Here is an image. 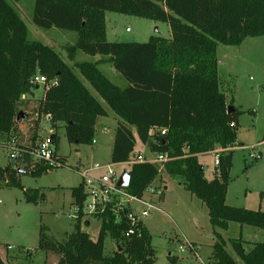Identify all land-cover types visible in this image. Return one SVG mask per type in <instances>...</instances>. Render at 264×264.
<instances>
[{
	"label": "trees",
	"instance_id": "1",
	"mask_svg": "<svg viewBox=\"0 0 264 264\" xmlns=\"http://www.w3.org/2000/svg\"><path fill=\"white\" fill-rule=\"evenodd\" d=\"M16 3L19 0H11ZM32 23L39 29L52 28L74 32L76 39L64 50L72 66L50 47L29 39V32L17 11L0 0V137H16V127L28 115L18 103L39 86L29 80L43 76L47 86L32 114L34 128L41 117L52 131L55 150L57 130L64 128L68 143L92 145L97 118L110 110L120 121L114 132L110 164L123 165L134 154L135 129L138 141L150 153L167 154L173 160L164 163L165 174L181 178V185L207 208L212 227L227 230L229 223L264 230V211L236 208L225 203L232 147L236 140L240 112L227 113L225 95L219 87L218 45L240 46L247 38L264 36V0H33ZM117 13L167 23L170 37H151L146 43L109 42L105 13ZM80 52L101 56L125 80L119 87L109 81L96 63L75 61ZM88 83L94 97L77 75ZM55 81V83H53ZM53 83V84H52ZM106 105V107L103 105ZM24 118L19 122V114ZM166 129L164 136L159 130ZM17 138V137H16ZM264 142V126L262 140ZM24 150L31 149L19 144ZM220 150L218 167L208 181L198 156ZM66 166V159L59 156ZM15 163V162H14ZM9 163L0 167V188L23 191L26 203L36 200L27 194L18 180V169ZM128 167L126 191L133 197L144 196L160 172L147 163ZM218 169V173H216ZM21 170V169H20ZM46 168L31 174L41 176ZM75 213L74 230L59 243L40 227L37 250L58 256L56 264H154L155 252L150 234L143 226L138 235L124 238L125 220L116 222L106 213L100 219L98 236L91 240L80 225L83 218L82 184L70 189ZM43 195L40 194L39 199ZM109 237L115 251L104 254ZM216 241L206 264H238L227 253L231 246L242 264H264V242L252 243L249 251L239 236L225 241L214 232ZM0 264H5L0 257Z\"/></svg>",
	"mask_w": 264,
	"mask_h": 264
},
{
	"label": "rangeland",
	"instance_id": "2",
	"mask_svg": "<svg viewBox=\"0 0 264 264\" xmlns=\"http://www.w3.org/2000/svg\"><path fill=\"white\" fill-rule=\"evenodd\" d=\"M6 1L17 11L26 25L29 39L52 48L66 64L70 65L64 47L74 42L76 34L56 28L50 30L37 28L31 20L33 0H19L16 3L11 0ZM105 22L109 42L146 43L151 37L158 36L164 39L170 37L167 23L111 12L105 13ZM222 48L226 47L219 45V50ZM232 50L238 52L234 58L236 67L233 75L235 76L230 79L224 76L225 72L221 70L220 77L229 84L230 88L237 91L235 97L238 101L245 106H254L256 103L257 113L251 123L250 115L248 111H245L244 121L247 124L237 130L239 142L237 141L235 149L232 150L228 202L232 207L264 211V199L261 202V195L258 192V189L264 191V149L260 147L264 126V36L247 38L239 49L232 48ZM77 54L78 59L92 58L80 52ZM73 72L79 76L76 69H73ZM123 81L125 82L124 79ZM233 83L235 88L234 85L232 86ZM42 94V86L32 90L30 95L21 98L18 103L19 109L27 114L30 112L29 105L32 103L36 105ZM35 118H37L36 115L29 113L28 119ZM40 121L45 131H41V134H45L49 127L44 117H41ZM117 121L120 120L117 118ZM21 126L27 128L28 124L22 122ZM113 126V121H104V123L100 121L96 124L94 141L97 144L92 145L70 144L66 140L64 128L58 129L56 132L59 140L58 154L66 159L67 164L62 168L51 169L38 177L32 176L33 171L30 168L39 163L28 158L22 162H11L5 150L10 135L0 137V167L11 163L15 165L14 167L20 168L18 180L27 194L36 200L34 204L26 203L23 191L20 189L0 188V256L8 264H51L53 258H57L58 261L57 255L37 250L39 229L44 228L46 236L59 243L73 232L75 216L70 189L81 182L76 168L79 166L88 168L97 163L107 166L105 164L110 163L112 146L106 144L113 139ZM103 128L108 129L109 133H102ZM130 129L136 140L134 152L140 151L145 156H149L148 149L138 141L135 129L133 127ZM256 155H259L260 159L251 157ZM197 159L204 169V178L210 181L215 169L214 154L210 152L198 156ZM124 170L127 171L128 167L121 165L113 167L116 175H120ZM105 172L106 170L90 172L89 176L96 177L104 175ZM181 181V178L169 176L162 171L154 182L157 190L154 200L158 211H152L144 220L151 237V247L155 252L154 264H206L216 241L215 231L225 241L235 239L238 235L237 227L240 225L237 223H229L230 227L226 231L212 227L209 223L207 208L183 188ZM40 194L43 195L42 199H39ZM87 220L89 225L81 223L80 229L92 240H96L100 219L91 216ZM244 227L246 231L243 232L242 239L248 242L243 243V249L247 252L251 248V243L264 242V230L250 226ZM183 238L197 247L195 256L179 251L178 247ZM225 249L233 260L242 264L229 244ZM114 251V242L106 237L104 254L110 256Z\"/></svg>",
	"mask_w": 264,
	"mask_h": 264
},
{
	"label": "built area",
	"instance_id": "3",
	"mask_svg": "<svg viewBox=\"0 0 264 264\" xmlns=\"http://www.w3.org/2000/svg\"><path fill=\"white\" fill-rule=\"evenodd\" d=\"M55 83V81L53 82ZM52 83V84H53ZM29 85L47 86L43 76L35 75L29 80ZM160 136H164L166 129L159 130ZM95 141H93L94 143ZM92 143V144H93ZM6 155L11 162H22L28 158L34 160L37 165H32L31 170L35 171L37 167H43L47 170L62 168L63 164L55 150L51 135L40 139L31 149L24 150L19 146L16 137H11L6 143ZM214 154V165L218 167L220 150L212 152ZM254 159H260L259 155L251 156ZM173 160L167 154L152 153V157L132 154L127 162L121 166H131L135 163H147L155 166L158 171L163 169L164 163ZM115 165L94 164L92 167L80 168L77 173L81 178L83 193L85 196L83 203V212L85 217L101 218L106 213L115 217L116 222L125 220L127 229L123 231V236L129 239L140 232V227L144 225V220L150 216L152 211H158L152 198L157 196V191L151 186L144 191V196L137 198L131 196L126 188L117 187L119 176L113 171ZM116 167V166H115ZM106 170L104 175L90 177V172ZM218 173V169H216ZM123 172V171H122ZM128 172V171H127ZM77 208L74 209V216ZM181 253H189L195 256L197 247L188 240H183L179 245Z\"/></svg>",
	"mask_w": 264,
	"mask_h": 264
},
{
	"label": "crops",
	"instance_id": "4",
	"mask_svg": "<svg viewBox=\"0 0 264 264\" xmlns=\"http://www.w3.org/2000/svg\"><path fill=\"white\" fill-rule=\"evenodd\" d=\"M106 37H108L107 30H106ZM245 41L246 40H244L243 43ZM242 44L240 46H237V47H226V48H222L221 50H219V45H218L217 46V50H216V56H217V61H218V77H219V87H220V90L225 95L227 106H231L232 109L234 110V112L238 111V112L241 113L239 115V117H238V120H237V130L240 127L246 126V124H247L244 121V119H245V111H248V115H250L249 116V121L252 123V120L255 117L256 113H257V104L255 103L254 106H247V105L245 106L241 101H238L237 98L235 97V94H236L237 91L235 89H233V88H230L229 84L225 80H222L221 79L220 73H221V70H223V72H225L224 76H228L230 79H233V77L235 76V75H233V73H234L235 67H236V62H235V59L234 58H236V53H238V52H236L235 50H232V48L239 49L242 46ZM66 57H67V54H66ZM86 60H90V61H86ZM67 61L70 64L69 66H72V62L69 61L68 58H67ZM75 61H78V62L86 61V62L96 63L97 68L105 75V77L109 81H111L113 84H115V85H117V86H119L121 88L124 87V86H126V82H124L123 79L120 78L121 76H119V74L114 70V68L112 67V65L109 62L105 61V58H103L101 56H94L91 59H88L86 57H82L81 59H78V54H76L75 55ZM79 76H77V77L80 79V81L83 83V85L88 89V91L94 97H97V94H95V92L93 93V90L91 89V87L86 84L87 82H85V80L81 76L80 77ZM234 84L235 83H233L232 86ZM234 88H235V85H234ZM255 95H257V94H255ZM100 102H101V99H100ZM32 105H33V103L29 105V111L30 112H27V115L28 116H29V113L32 114V110H31ZM106 110H107V116L97 118L96 124H98L100 121L102 123H104V121H113V123H114L113 132H115V129H116V126H117V122H118L117 121V118H116V116L112 112H110V110H108L107 108H106ZM34 120H37V119L36 118L35 119H31V120L30 119H25V121H21L20 123H18V125L16 127V129H17L16 130V132H17L16 137H17V140H18L19 144H21L23 146H26L28 148H32L40 139H42V138H44V137H46L48 135H51L52 136V134H53L50 129L45 134H41V131H44L42 129V124H41L42 122L40 120L37 121L38 122V125H37L38 127L35 129L34 128V122H33ZM22 122H27V124H28L27 128H23L21 126V123ZM45 123L48 125L47 121H45ZM95 130H96V125H95ZM103 132H104V134H108L109 133V130L106 129V128H103L102 129V133ZM132 134H133V132H132ZM236 136L237 137H236L235 143H234L233 147L231 148L232 150L235 149V147H236L235 145H236V143H237V141L239 139L237 133H236ZM113 139H114V134H113ZM113 139H112V141H108L106 145L107 146H113ZM58 143H59V140H58ZM94 144H97L96 141L94 142ZM260 147L262 149H264V142H261L260 141ZM56 152L58 154V149H56ZM134 154L135 155H142L144 157H152V153H150V152H149V156H145V154L144 153L142 154V152H140V151H138L137 153L134 152ZM58 155L61 156L60 154H58ZM66 164H67V162H66ZM108 164H110V163H108ZM108 164H105V165H108ZM100 165H103V164H100ZM82 167H84V166H82ZM80 168H81L80 166L77 167L76 168V172ZM162 170L159 171V172L161 173ZM80 184H81V182L78 183V185H80ZM152 187L155 189L154 183H153ZM228 190H229V185L227 187V193H226V197H225V203L227 205L231 206L229 204V202H228V195H229V191ZM258 192L261 195V202H262V200L264 199V197H263L264 196V191L261 190V189H258ZM246 201H248V200H246ZM152 202H154V204H155L154 198H152ZM251 202H253V200ZM155 206H156V204H155ZM241 206L244 207V205H241ZM247 208H249V207H247ZM87 218L85 217L83 220H85V219L87 220ZM87 221H88V224L86 226L89 225V220H87ZM144 227L146 228L145 223H144ZM229 227H230V225L228 224L227 229H229ZM237 230H238L237 237L240 236L241 238H243V232L246 231V228L244 226H238L237 227ZM224 231H226V230H224ZM250 231H257V230H250ZM97 236H98V234H97ZM183 240H187V239H184L183 238ZM93 241H95V240H93ZM245 242H248V241H245ZM3 261L5 262V264H8L7 261H5V260H3ZM56 262H57V258H53L51 264H56Z\"/></svg>",
	"mask_w": 264,
	"mask_h": 264
},
{
	"label": "water",
	"instance_id": "5",
	"mask_svg": "<svg viewBox=\"0 0 264 264\" xmlns=\"http://www.w3.org/2000/svg\"><path fill=\"white\" fill-rule=\"evenodd\" d=\"M227 113H234V110L232 109L231 106H227ZM24 118V115H22L21 113L18 115L17 117V121L19 122L21 119ZM53 135L51 136V139L53 140ZM18 173H21V170L18 169L17 171ZM129 180H130V175L129 173L124 170L121 175L119 176L118 178V181H117V187L119 188H127L128 185H129Z\"/></svg>",
	"mask_w": 264,
	"mask_h": 264
}]
</instances>
